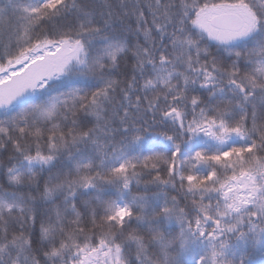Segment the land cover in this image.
<instances>
[{"label": "snow or ice", "instance_id": "1", "mask_svg": "<svg viewBox=\"0 0 264 264\" xmlns=\"http://www.w3.org/2000/svg\"><path fill=\"white\" fill-rule=\"evenodd\" d=\"M0 264H264V0H0Z\"/></svg>", "mask_w": 264, "mask_h": 264}]
</instances>
